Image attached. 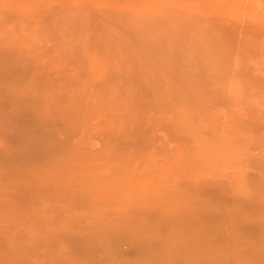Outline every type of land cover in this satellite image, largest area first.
I'll list each match as a JSON object with an SVG mask.
<instances>
[{
	"label": "rangeland",
	"instance_id": "1",
	"mask_svg": "<svg viewBox=\"0 0 264 264\" xmlns=\"http://www.w3.org/2000/svg\"><path fill=\"white\" fill-rule=\"evenodd\" d=\"M263 23L264 0H0V264H264Z\"/></svg>",
	"mask_w": 264,
	"mask_h": 264
},
{
	"label": "bare ground",
	"instance_id": "2",
	"mask_svg": "<svg viewBox=\"0 0 264 264\" xmlns=\"http://www.w3.org/2000/svg\"><path fill=\"white\" fill-rule=\"evenodd\" d=\"M233 15H234V14H233ZM260 18H261V17H260ZM260 22H261V21H260ZM260 25H261V24H260ZM263 25H264V23H263ZM260 28H261V27H260ZM260 30H262V28H261ZM263 39H264V38H263ZM260 42H261V41H260ZM261 46H262V45H261ZM209 53H210V52H209ZM82 84H83V83H82ZM82 86H83V85H82ZM90 88H91V87H90ZM90 88H89V89H90ZM79 89L81 90V87H80ZM100 90H101V89H100ZM90 91L92 92L91 89H90ZM102 91H103V90H102ZM110 91H111V90H110ZM228 91H229V90H228ZM105 92H107V91H105ZM109 93H110V92H109ZM111 93H112V91H111ZM111 93H110V94H111ZM92 94H93V93H92ZM94 94H96V93L94 92ZM100 94H101V93H99V96H100ZM77 95H78V94H77ZM90 95H91V94H90ZM90 95H89V96H90ZM92 96H93V98L90 96V97H91L90 99H94V96H95V95H92ZM97 96H98V95H97ZM104 96H105V95H104ZM81 97H82V95H81ZM105 97L108 98V94H107ZM82 98H83V97H82ZM96 98H97V97H96ZM100 98H102V97H99V99H100ZM103 98H104V97H103ZM109 98H110V97H109ZM87 99H88V98H87ZM90 99H89V100H90ZM96 100H97V99H96ZM101 100H102V99H101ZM103 100H104V99H103ZM107 100H108V99H107ZM81 101H83V100H81ZM87 101H88V100H87ZM98 101H99V100H98ZM88 102H89V101H88ZM102 102H103V101H102ZM104 102H106V100H105ZM71 104H73V103H71ZM93 104H95V101H94ZM77 105H78V104H77ZM95 105H96V104H95ZM104 105H105V103H104ZM104 105L102 104L101 106H104ZM107 105H108V103H107ZM73 106H74V105H73ZM73 106H72V108H73ZM90 106H91V102H89V108H88V110L90 109ZM109 106H111V105L109 104ZM92 107H93V106H92ZM96 107H97V106H95V107H93V108H91V109H96ZM102 108H103V107H102ZM104 108L106 109L107 106L104 107ZM106 110H108V109H106ZM105 112H106V111H105ZM108 112H109V111H108ZM107 114H108V113H107ZM226 115H227V114H226ZM91 116L93 117V113H92ZM71 117H72V116H71ZM111 117H112V116H110V118H111ZM219 117H220V115H219ZM68 118H69V117H68ZM76 118H77V117H76ZM193 118H194V117H193ZM87 119H89V118H87ZM114 119H115V118L113 117V120H114ZM195 119H196V118H195ZM91 120L94 121V117H93ZM113 120H111V121H113ZM69 121L71 122V120H69ZM86 121H87V120H86ZM111 121H110V122H111ZM115 121H118V120L115 119ZM196 121H197V120H196ZM70 122H68V123H70ZM78 122H79V121H78ZM88 122H89V121H88ZM118 122H119V121H118ZM204 122H205V121H204ZM82 123H83V122H82ZM89 123H90V122H89ZM92 123H93V122H92ZM116 123H117V122H116ZM195 123H196V122H195ZM198 123H199V122H198ZM74 124H75V123H74ZM74 124H70V125H74ZM110 124H111V123H110ZM110 124H109V128H111V125H110ZM117 124H118V123H117ZM124 124H128V123H127V122L125 123V121H124ZM124 124H122V126H123ZM202 124H203V123H202ZM209 124H210V123H209ZM75 125H76V124H75ZM203 125H205V124H203ZM78 126H79V125H78ZM93 126H94V125H93ZM96 126H97V125H96ZM98 126H99V125H98ZM152 126H153V125H152ZM73 127H77V125H76V126H73ZM126 127H127V126H126ZM209 127H210V126H209ZM89 128H90V127H89ZM106 128H107V127H106ZM128 128H129V124H128ZM78 129H79V128H78ZM90 129H91V128H90ZM102 129H103V128H102ZM111 129H113V128H111ZM119 129H120V127H119ZM97 130H98V128H97ZM104 131H105V129H104ZM104 131H103V132H104ZM108 131H109V130H108ZM179 131H180V130H179ZM82 132H83V131H82ZM95 132H96V131H95ZM148 132H149V130H148ZM151 132L153 133V131H151ZM96 133H97V132H96ZM104 133H105V132H104ZM152 133H151V134H152ZM164 133L166 134L165 131H164ZM175 133H176V132H175ZM180 133H181V132H180ZM183 133H184V132H183ZM82 134H83V133H82ZM85 134H86V133H85ZM153 134H154V133H153ZM165 134H163V135H165ZM187 134H188V133H187ZM187 134H186V136H187ZM87 135H88V134H87ZM91 135H92V134H91ZM96 135H97V134H96ZM111 135H112V132H111ZM154 135H155V134H154ZM174 135H175V134H174ZM73 136H74V135H73ZM75 136H76V135H75ZM84 136H85V135H84ZM149 136H150V135H149ZM176 136H178V135H176ZM180 136H181V135H180ZM182 136H183V135H182ZM190 136H192V135H190ZM70 137H72V136H70ZM77 137H78V136H77ZM91 137H93V135H92ZM150 137H151V136H150ZM169 137H170V136H169ZM84 138H85V137H84ZM101 138H102V137H101ZM186 138L189 139V138H191V137H188V136H187ZM97 139H98V137H97ZM102 139H103V138H102ZM150 139H152V138H150ZM167 139H168V138H167ZM170 139H171V138H169V140H170ZM214 139H216V138L214 137ZM219 139H220V138H219ZM109 140H111V139H109ZM145 140H146V139H145ZM145 140H144V141H145ZM148 140H149V139H148ZM164 140H165V139H164ZM185 140H186V139H185ZM82 141H83V139H82ZM85 141H86V140H85ZM89 141H91V140H89ZM95 141H96V140H95ZM98 141H99V140H98ZM142 141H143V140H142ZM146 141H147V140H146ZM171 141H172V140H171ZM174 141H175V140H174ZM186 141H187V140H186ZM172 142H173V141H172ZM176 142H177V141H176ZM191 142H192V140H191ZM193 142H195L194 139H193ZM93 143H94V142H93ZM114 143H115V142H114ZM94 144H95V143H94ZM98 144H99V143H98ZM196 144H197V143H196ZM197 145H198V144H197ZM95 146H98L97 148H99V145H95ZM162 146H163V145H162ZM179 146H180V144H179ZM191 146H192L191 148H193L194 145L192 144ZM218 146H219V145H218ZM143 147H144V146H143ZM166 147H167V146H166ZM175 147H176V146H175ZM182 147H183V146H182ZM182 147H180V148L182 149ZM144 148H145V147H144ZM172 148H173V147H172ZM176 148H177V147H176ZM208 148H209V147H208ZM183 149H184V147H183ZM183 149H182V150H183ZM197 149H199V151L201 152V150H200L201 148L198 147ZM209 149H210V148H209ZM90 150H91V149H90ZM99 150H100V149H99ZM111 150H112V149H111ZM165 150H166V148H165ZM207 150H208V149H207ZM100 151H101V150H100ZM178 151H179V149H178ZM194 151H196V150L194 149ZM209 151H210V150H209ZM175 152H176V151H175ZM180 152H181V151H180ZM180 152H178V153H180ZM206 152H207V151H206ZM159 153H162V152H159ZM166 153H168V152H166ZM166 153H165V154H166ZM178 153H177V154H178ZM182 153H185V152H182ZM182 153H181V154H182ZM196 153H197V151H196ZM198 153H199V152H198ZM198 153H197V154H198ZM201 153H202V152H201ZM203 153H204V152H203ZM203 153H202L201 155H203ZM207 153H208V152H207ZM210 153L212 154V151H211ZM123 154H124V153H123ZM193 154H194V156L196 157V155H195L194 152L192 153V156H193ZM174 155H175L174 158H176L177 155H176V154H174ZM205 155H206V154H205ZM182 156H184V154H183ZM199 156H200V154H199ZM203 156H204V155H203ZM211 156H212V155H211ZM216 156H218V153H217ZM180 157H181V156H180ZM204 157H205V156H204ZM204 157H203V158H204ZM182 158L184 159V157H182ZM193 158H194V157H193ZM200 158H201V157H200ZM205 158H206V157H205ZM207 158H208V156H207ZM209 158H210V157H209ZM195 159H196V158H195ZM195 159H194V162H195ZM213 159H214V157H213ZM217 159H218V157H217ZM177 160H178V158H177ZM200 160H201V159H200ZM210 160H212V158H211ZM180 161H181V160H180ZM184 161H185V159H184ZM191 161H192V160H191ZM191 161H190V162H191ZM196 161H197V160H196ZM206 161H208V159H207ZM213 161H215V160H213ZM174 162H175V161H174ZM197 162H198V161H197ZM197 162H196V164H197ZM202 162H203V161H202ZM158 163H159V162H158ZM160 163H162V162H160ZM192 163H193V162H192ZM205 163H206V162H205ZM194 164H195V163H193V165H194ZM196 164H195V165H196ZM200 164H201V163H200ZM78 165H79V164H78ZM80 165H81V164H80ZM82 165H83V164H82ZM86 165H88V164H86ZM165 165H166V164H165ZM184 165H185V163H184ZM193 165H192V166H193ZM208 165H210V161H209ZM213 165H214V164H213ZM83 166H84V165H83ZM90 166H91V165H90ZM117 166H118V165H117ZM146 166H147V165H146ZM158 166H159V165H158ZM210 166H211V165H210ZM91 167H92V166H91ZM182 167H183V166H182ZM190 167H191V166H190ZM190 167H189V169H190ZM194 167H197V168L195 169V170L197 171L199 166H194ZM194 167H193V168H194ZM205 167H207V166H205ZM211 167H213V166H211ZM211 167H209V168H211ZM124 168H125V167H124ZM162 168H163V167H161V169H162ZM193 168H192V169H193ZM207 168H208V167H207ZM142 169H143V168H142ZM146 169H147V168H146ZM166 169H167V168H166ZM257 169H258V168H257ZM132 170H133V169H132ZM262 170H263V169H262ZM134 171H135V170H134ZM134 171H133V172H134ZM171 171H172V170H171ZM120 173H121V172H120ZM127 173L130 174V172H127ZM170 173H171V172H170ZM260 173H261V172H260ZM147 174H148V173H147ZM138 175H139V174H138ZM187 181H188V178H187ZM187 181H186V182H187ZM196 181H199V180L196 179ZM204 181H205V180H204ZM156 182H157V181H156ZM160 182H161V181H160ZM206 182H207V181H206ZM158 183H159V182H158ZM195 185H196V182H195ZM187 186H191V185L188 184ZM204 186H206V185H204ZM204 186H203V187H204ZM209 186H210V185H209ZM63 188H64V187H63ZM63 188H62V189H63ZM198 188H199V187H198ZM204 188H205V187H204ZM59 189H60V188H59ZM64 190H65V188L63 189V192H61L60 190H59V191H60V193H64V192H66V191H64ZM158 190H159V189H158ZM202 191H203V190H202ZM55 193H56V192H55ZM57 194H58V193H57ZM64 194H65V193H64ZM64 194H63V195H64ZM69 194H70V193H69ZM151 194H153V193H151ZM54 195H55V194H54ZM58 195H59V194H58ZM58 195H56V196H58ZM66 195H67V193H66ZM147 195H149V194H147ZM153 195H154V194H153ZM61 196H62V194H61ZM140 197H141V196H140ZM59 198H61V197H59ZM62 198H63V197H62ZM67 198L69 199V197H67ZM73 198H74V197H73ZM73 198H71V200H72ZM122 198H123V197H122ZM119 199H120V198H119ZM141 199H142V198H141ZM144 199H145V198H144ZM144 199H143V200H144ZM69 200H70V199H69ZM69 200H66V197H65V201H66V202L69 201ZM71 200H70V201H71ZM143 200H141V201H143ZM146 200H147V199H145V202H146ZM160 200H161V199H160ZM63 201H64V200H62V202H63ZM70 201H69V203L71 204L72 202H70ZM73 201H74V199H73ZM56 202H57V201H56ZM58 202H59V201H58ZM60 202H61V201H60ZM119 202H120V200H119ZM189 202H190V201H189ZM254 202H255V200L253 201V203H254ZM74 203H75V202H74ZM140 203H141V202H140ZM186 203H187V202H186ZM79 204H80V203H79ZM84 204H85V203H84ZM191 204H192V202H191ZM191 204L189 203V205H191ZM193 204H194V203H193ZM258 204H259V203H258ZM57 205H58V204H57ZM88 205H89V204H88ZM90 205H91V204H90ZM93 205H94V204H93ZM186 205H187V204H186ZM186 205H185V206H186ZM249 205H250V204H249ZM70 206H71V205H70ZM85 206H86V204H85ZM145 206H147V205H145ZM195 206H196V204H195ZM250 206H251V205H250ZM260 206H261V205H260ZM92 207H93V206H92ZM147 207H148V206H147ZM261 207H262V206H261ZM93 208H94V207H93ZM98 208H99V207H98ZM126 208H127V207H125V209H126ZM129 208H130V207H129ZM129 208H127V209H129ZM139 208H142V207H139ZM188 208H189V207H188ZM85 209H86V207H85ZM135 209H136V208H135ZM66 210H67V209H66ZM139 210H140V209H139ZM145 210H147V209H145ZM79 211H80V210H79ZM188 211H189V210H188ZM77 212H78V210H77ZM77 212L74 213V214H77ZM136 212H137V211H136ZM139 213H141V212L139 211ZM142 213H143V212H142ZM144 213H145V212H144ZM78 214H79V213H78ZM130 214H131V213H130ZM141 216H142V215H141ZM185 216H186V215H183V218H184ZM187 216H188V215H187ZM224 216H225V215H224ZM27 217H28V216H27ZM127 217H129V216H127ZM130 217H131V215H130ZM146 217H147V216H146ZM185 218H186V217H185ZM225 218H226V217H225ZM78 219H81V217L78 218ZM75 220H77V217H76ZM260 220H261V219H260ZM262 220H263V219H262ZM159 222H160V221H159ZM254 222L256 223V221H254ZM263 223H264V222H263ZM257 224H258V223H257ZM257 224H256V225H257ZM254 225H255V224H254ZM21 226H22V225H21ZM74 228H75V227H74ZM37 230H38V229H37ZM75 230L77 231L76 228H75ZM227 230H228V229H227ZM30 231H31V230H30ZM78 231H79V230H78ZM80 231H81V230H80ZM149 232H150V231H149ZM79 233H81V232H79ZM79 233H78V234H79ZM150 233H151V232H150ZM75 235H76V234H75ZM246 235H247V234H246ZM246 235H244V236H246ZM80 238H81V236L79 237V239H80ZM81 240H82V239H81ZM72 241H73V240H72ZM253 241H256V239L253 240ZM73 242H75V241H73ZM235 242H236V241H235ZM237 243H238V242H237ZM251 243H252V242H251ZM77 244H79V243H77ZM230 245H231V244H230ZM237 245H238V244H236V246H237ZM239 245H240V244H239ZM1 246H2V245H1ZM84 246H85V245H84ZM210 246H211V245H209V247H210ZM231 246H233V245H231ZM231 246H229V247H231ZM212 248H213V247H212ZM235 248H237V247H235ZM61 259H65V257H63V258H61ZM4 261H5V260H3V262H4ZM229 261H230V260H229ZM176 262H177V261H176ZM176 262H174V263L176 264ZM192 262H193V261H192ZM4 263H5V262H4ZM6 264H7V263H6ZM71 264H72V263H71ZM186 264H188V263H186ZM210 264H213V263H210Z\"/></svg>",
	"mask_w": 264,
	"mask_h": 264
}]
</instances>
